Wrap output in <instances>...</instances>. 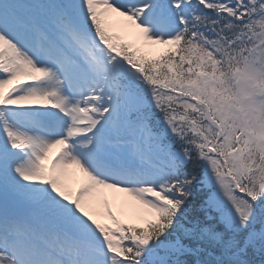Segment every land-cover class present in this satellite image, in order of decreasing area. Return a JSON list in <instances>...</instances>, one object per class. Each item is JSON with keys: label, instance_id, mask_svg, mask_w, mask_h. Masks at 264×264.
Returning a JSON list of instances; mask_svg holds the SVG:
<instances>
[{"label": "snow or ice", "instance_id": "obj_1", "mask_svg": "<svg viewBox=\"0 0 264 264\" xmlns=\"http://www.w3.org/2000/svg\"><path fill=\"white\" fill-rule=\"evenodd\" d=\"M0 264H264V0H0Z\"/></svg>", "mask_w": 264, "mask_h": 264}, {"label": "bare ground", "instance_id": "obj_2", "mask_svg": "<svg viewBox=\"0 0 264 264\" xmlns=\"http://www.w3.org/2000/svg\"><path fill=\"white\" fill-rule=\"evenodd\" d=\"M55 152V150H53ZM69 182H71V175L69 176ZM105 198L111 202V193H106Z\"/></svg>", "mask_w": 264, "mask_h": 264}, {"label": "rangeland", "instance_id": "obj_3", "mask_svg": "<svg viewBox=\"0 0 264 264\" xmlns=\"http://www.w3.org/2000/svg\"><path fill=\"white\" fill-rule=\"evenodd\" d=\"M100 207H101V209H102V207H103V204H102V202H101V204H100Z\"/></svg>", "mask_w": 264, "mask_h": 264}]
</instances>
